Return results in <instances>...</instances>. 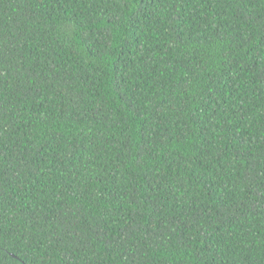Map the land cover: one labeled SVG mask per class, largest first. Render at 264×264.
I'll return each instance as SVG.
<instances>
[{
    "label": "trees",
    "instance_id": "1",
    "mask_svg": "<svg viewBox=\"0 0 264 264\" xmlns=\"http://www.w3.org/2000/svg\"><path fill=\"white\" fill-rule=\"evenodd\" d=\"M0 264H264V0H0Z\"/></svg>",
    "mask_w": 264,
    "mask_h": 264
}]
</instances>
